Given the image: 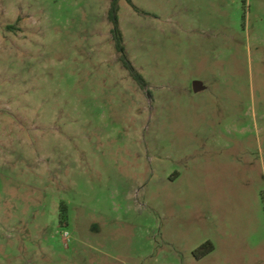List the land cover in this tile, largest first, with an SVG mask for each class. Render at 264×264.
I'll list each match as a JSON object with an SVG mask.
<instances>
[{"label": "rangeland", "instance_id": "rangeland-1", "mask_svg": "<svg viewBox=\"0 0 264 264\" xmlns=\"http://www.w3.org/2000/svg\"><path fill=\"white\" fill-rule=\"evenodd\" d=\"M133 2L145 87L111 0H0V264H264V0Z\"/></svg>", "mask_w": 264, "mask_h": 264}, {"label": "trees", "instance_id": "trees-1", "mask_svg": "<svg viewBox=\"0 0 264 264\" xmlns=\"http://www.w3.org/2000/svg\"><path fill=\"white\" fill-rule=\"evenodd\" d=\"M127 1L131 6L137 9V6L134 4L133 0H127ZM119 11H120V0H111V4L109 8V19L113 25L111 31H112L113 40L115 42V47L118 50V52L121 53V60L125 68L129 70L131 76L138 84H140L142 87H145L148 84L147 80L139 72V70H137V68L134 66V64L126 54L124 35L120 27ZM213 249H214V245L211 242L203 244L199 248V250L203 251V255L211 252Z\"/></svg>", "mask_w": 264, "mask_h": 264}, {"label": "water", "instance_id": "water-1", "mask_svg": "<svg viewBox=\"0 0 264 264\" xmlns=\"http://www.w3.org/2000/svg\"><path fill=\"white\" fill-rule=\"evenodd\" d=\"M204 88H205V86H204V84L201 81H198V80L194 81V90L196 92H198V91H200V90H202Z\"/></svg>", "mask_w": 264, "mask_h": 264}]
</instances>
